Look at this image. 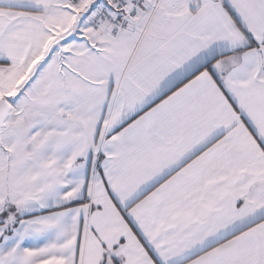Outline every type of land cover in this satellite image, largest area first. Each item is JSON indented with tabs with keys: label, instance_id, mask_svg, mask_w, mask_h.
<instances>
[{
	"label": "snow or ice",
	"instance_id": "obj_1",
	"mask_svg": "<svg viewBox=\"0 0 264 264\" xmlns=\"http://www.w3.org/2000/svg\"><path fill=\"white\" fill-rule=\"evenodd\" d=\"M0 264H264V0H0Z\"/></svg>",
	"mask_w": 264,
	"mask_h": 264
}]
</instances>
